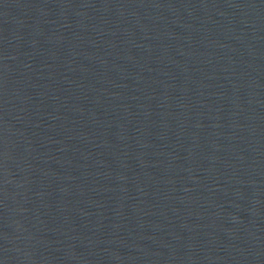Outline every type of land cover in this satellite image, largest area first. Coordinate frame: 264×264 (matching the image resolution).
I'll list each match as a JSON object with an SVG mask.
<instances>
[{
  "label": "water",
  "instance_id": "water-1",
  "mask_svg": "<svg viewBox=\"0 0 264 264\" xmlns=\"http://www.w3.org/2000/svg\"><path fill=\"white\" fill-rule=\"evenodd\" d=\"M0 264H264V0H0Z\"/></svg>",
  "mask_w": 264,
  "mask_h": 264
}]
</instances>
